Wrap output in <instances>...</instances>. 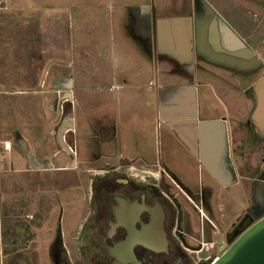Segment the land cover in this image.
Wrapping results in <instances>:
<instances>
[{"label": "rangeland", "instance_id": "374dc122", "mask_svg": "<svg viewBox=\"0 0 264 264\" xmlns=\"http://www.w3.org/2000/svg\"><path fill=\"white\" fill-rule=\"evenodd\" d=\"M28 1L33 13L7 15L3 21L6 27H0V73L8 70L14 74L8 88L30 90L31 107L36 109L38 103L46 104L45 110L40 108L38 112L40 135L46 143L39 155L48 156L58 147L62 153L57 152L51 158L54 168L42 176L38 189H31L29 185L28 189L19 191L7 209L1 203L2 251L27 253L26 257L20 253L9 254L3 264H20V258L26 264H54L48 247L55 236L59 206L67 208L70 197L65 191L62 194L55 191L59 184L58 189L65 190L68 175L63 173L70 172L57 168H69L74 158L80 162L79 166L102 165L106 158L93 159L99 153L114 159L135 158L141 153L144 161H155L180 179L184 175L190 177L193 165L186 161L182 148L171 143L159 115L172 111L191 113L200 119L243 115L248 100L245 92L238 93L215 76V71L224 74L222 67H213L210 71L204 68L207 63L199 55L191 58L192 45L197 53L202 49L203 56L212 58L199 41L186 47L182 30L176 23L182 10L196 0H72L77 6L68 5V11L62 14L58 9L53 12L52 8L62 7L69 0ZM22 2L26 4L27 0ZM111 2L123 4L125 8L115 10ZM153 9L152 29L148 33L152 48L147 51L148 31L141 33L139 23L148 13L144 11ZM167 17L171 18L170 22L163 20ZM157 56L163 62L174 64V72L181 71L188 90L196 85L192 92L189 90L186 100L177 94L176 98L170 97L176 101L167 99L163 103L168 96L154 93L152 76ZM141 66L146 68L142 76L138 73ZM255 77L238 79L239 87L245 89ZM173 82L176 81L168 80ZM214 83L219 85L213 87ZM255 87L260 99L264 84ZM34 90H45V96L34 95ZM73 93L78 98L75 105L71 100ZM159 102L162 111L158 110ZM18 105H23V101ZM20 108L19 122L31 124L33 119L30 123L27 119L35 112L27 105ZM111 138L115 142L111 143ZM233 192L238 208L246 205L239 191L233 189Z\"/></svg>", "mask_w": 264, "mask_h": 264}, {"label": "flooded vegetation", "instance_id": "af4514ba", "mask_svg": "<svg viewBox=\"0 0 264 264\" xmlns=\"http://www.w3.org/2000/svg\"><path fill=\"white\" fill-rule=\"evenodd\" d=\"M144 12L141 33L152 29L154 9ZM179 25L186 47L199 41L212 55L192 45L191 58L199 55L211 71L222 67L215 76L246 93L244 114L213 122L182 111L160 116L171 143L192 160L190 177L180 179L155 161L99 153L93 159L107 160L86 167L72 157L69 168L59 169L70 171L63 173L65 190L60 184L55 190L70 197L69 208L59 206L48 247L54 264H211L264 215V95L254 91L264 84V0H196L182 10ZM254 75L242 90L238 79ZM233 189L246 205L238 208Z\"/></svg>", "mask_w": 264, "mask_h": 264}, {"label": "crops", "instance_id": "0c3cea01", "mask_svg": "<svg viewBox=\"0 0 264 264\" xmlns=\"http://www.w3.org/2000/svg\"><path fill=\"white\" fill-rule=\"evenodd\" d=\"M64 4H62V7L57 6L52 8V11L55 12L56 9H58V13L62 14L68 11V5H74V7L77 6L74 2H72V0H69V2H65ZM110 4H112L113 9L115 10L125 8L123 4L115 5L113 2H111ZM31 13L33 12L30 9V3L28 0L26 4H24L22 0H20V2L18 0H0V27H6V22L3 21L4 17L7 15H29ZM170 19L171 18L169 17L163 18V20L166 22H170ZM180 21L181 17H179V20H176V23L179 25ZM179 28L181 30L180 25ZM147 31L148 32L146 33L147 36L145 39V47L147 51H150L152 48V37H148V33L150 35L151 31L149 27ZM166 47L167 46H165V48ZM204 68L211 71V69L208 68L207 65H204ZM173 70L174 64H170L169 62H163L162 59L157 56L155 61V71L154 75L152 76V79L154 80L155 84V89L153 90L156 95L161 94L164 96H168V98L161 101L163 103L167 102L165 101L167 99H170L171 101H176L173 100V98L171 99L170 97H175V95L177 94H182V97L186 100L190 95L189 90L192 92V90L196 88V85H192V87H190L188 90V83H186L182 79L181 71L174 72ZM138 71L141 76L146 74L145 67L141 66L140 69L138 68ZM13 77L14 74L9 73L8 70H3L2 74L0 73V220L2 215L1 203L4 202L5 205L3 207L7 209L10 201L15 200V196L19 191H24L26 190V188L28 189L29 185L31 186V189H38L42 184V176H44L46 172H49L51 169L54 168L51 158L56 156L57 152L58 154L62 153L61 148L58 147L57 151L55 149L54 152H52L48 156L41 157L39 155L41 148L43 150V148H45L46 143H43L42 135H40V115L38 112L40 111V108H43L45 110L46 104L45 102L43 104L38 103L36 109L35 107L33 108V106L31 107L29 104L30 101L28 100L30 90H12L8 88V86L12 85L11 80L13 79ZM169 79H174L176 82L168 83ZM218 85L219 84L214 83V85L212 86L217 87ZM222 91L226 92V88H222ZM33 93H36L34 95L37 96H40V93H43V95L45 96L46 92L45 90H34ZM37 96L34 97L36 99H39ZM44 96H42V99L45 98ZM22 101L23 105H18L19 102ZM161 102L157 103L159 111H162ZM25 105H27V108L29 110L32 109L35 112V116L37 115L36 117H33L34 114H32L31 118L27 119L29 123L30 120L33 119L32 123L27 125L21 124L18 119L21 115H17V112L21 110L20 107H25ZM124 105L126 104L124 103ZM14 116H18L16 117V120ZM159 116H161L162 119L166 118L162 114H160ZM219 117L220 115L218 117L202 120L205 122H213V120L218 119ZM112 129L114 130V127H112ZM31 131L34 132L32 135L34 139L30 136V134L32 133ZM113 141L115 142L114 138H111V143H113ZM135 158L139 162H146V160L144 161L145 158L141 153L136 154ZM186 161H191L192 163L191 159H187ZM59 169H61V167L57 168V170ZM3 238L4 236L0 230V264H3V259L6 258V256H8L9 254L20 253L19 255L25 257L27 256L26 252H18V250L12 253L6 252L4 254V252L2 251ZM13 242L15 243V240H13ZM3 247L5 249V244ZM20 259V264H26L27 261H25L24 258Z\"/></svg>", "mask_w": 264, "mask_h": 264}, {"label": "water", "instance_id": "95a60500", "mask_svg": "<svg viewBox=\"0 0 264 264\" xmlns=\"http://www.w3.org/2000/svg\"><path fill=\"white\" fill-rule=\"evenodd\" d=\"M207 166L218 176L216 160ZM211 264H264V215L249 223Z\"/></svg>", "mask_w": 264, "mask_h": 264}]
</instances>
